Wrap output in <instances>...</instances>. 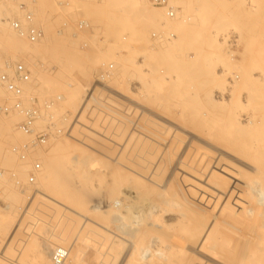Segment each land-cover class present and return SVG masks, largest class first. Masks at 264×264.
<instances>
[{"label": "rangeland", "instance_id": "rangeland-1", "mask_svg": "<svg viewBox=\"0 0 264 264\" xmlns=\"http://www.w3.org/2000/svg\"><path fill=\"white\" fill-rule=\"evenodd\" d=\"M8 1L0 0V7L3 8L6 5L3 9L18 10L16 12L12 10L13 17L20 15L18 6L26 2L24 5L34 13L35 24L43 29L48 38L50 36L48 33L51 34L52 41L47 38V45H51L47 48L45 45L42 54L33 55L34 57L28 59V66L32 70L33 78L38 81V87L32 92L28 91L27 95L37 99V106L42 117L38 127L52 123L55 130H68V135H56L57 137L52 138L45 148L31 154L32 158L28 155L27 166L12 153L13 149H10V146L6 147L9 142L3 140L1 136L0 142L3 141L1 144L4 150L0 149L2 153L0 156L3 159L0 163L2 173L0 174L3 175L0 177V182L4 180L13 182L18 173L16 169L20 171L22 169L27 173H22V176L19 174L17 181L14 180L15 191L19 192L22 198L26 197L22 199L23 207L17 215L8 213L7 200L0 191V199L3 197L2 201L0 200V254L12 263L27 260L22 257L25 254L29 256L27 264H49L51 255L59 248L70 252L66 264H155V262L156 264H191L190 262L232 264V155H240L239 152H242L239 150L237 153L238 147H232V138L237 139V144L241 141L249 145L250 142L247 131L242 130L241 135L239 134L240 130L233 125L232 116L242 113L240 116L245 119L251 108L248 106L251 102L246 96L255 89L253 94L258 95V90H261L260 93L263 91L264 77L260 74L264 73L263 0H208V2L207 0H185L188 5L182 4V2L185 3L184 0H177V2L170 0V4L177 11V20L174 21L179 19L181 21V16L189 21L183 18L184 21L175 22L178 25L174 27V22L170 21V25L167 24V19L156 18V22H150L151 25H155L153 27L156 30L148 23L147 33L143 30L144 23L141 24L127 13H125L127 16L123 15L124 12L110 6L108 0H63L65 4L61 8L58 5L59 0ZM145 1L142 0L144 6L148 5L145 8L149 11L164 12L153 8L148 0ZM254 1L257 6L260 5V8L252 7ZM209 2L210 7L206 4ZM7 3L15 4L10 7ZM38 3H42L40 7ZM17 4L20 5L17 6ZM211 8L212 10H209ZM189 10L192 12H188ZM116 11L120 13L116 14ZM189 13H192L193 17ZM204 14L205 18H203ZM80 20L85 21L87 26L80 33L79 38L74 40L71 35L76 31V22ZM160 23H165V27ZM64 24L68 25V28L65 29L63 36H59L56 32ZM187 27H189L188 31ZM107 32L109 37L106 36ZM158 32H163L165 37L174 34L176 38L159 45L154 44L151 41V34ZM182 32L184 38H182ZM54 36V39L58 36L68 38L75 44V53L84 63L86 74L88 73L87 79L78 76V68H76L78 72L76 73L73 69L72 71H75L73 73L71 69L60 65L58 58H55L56 53L52 52H56L52 47ZM124 37L127 39L125 42ZM101 41L105 42H102L104 46ZM83 43H88L89 49H82ZM20 45L26 51L31 48L25 46V42ZM187 46L189 49H185ZM7 55L0 47V63L10 58ZM110 64L116 66L113 76L104 83H97V74L100 69L107 68ZM253 69L259 72L254 70L255 72L251 73L253 78H250L252 81L259 79L258 82L255 80L257 83L254 81L252 83L251 80L248 82L243 76L244 73L252 72ZM69 73H71L70 76ZM60 75L64 77L60 79ZM70 79L84 83L87 80L88 84H83V88L75 91L76 87H67L69 83H73ZM234 83L240 92L236 91L237 86L234 90ZM1 90L5 92L2 87ZM71 90L77 93L79 90L82 91L79 92L80 97L75 98L76 101ZM250 90L252 91L248 93ZM75 92L74 94L79 96ZM211 92L212 98H209L208 94ZM232 93L235 98L231 100ZM68 94L73 95L74 103L72 99H66ZM9 98L10 96L6 93L4 96L0 94V103L9 102ZM261 101L259 100L258 103ZM51 102L53 106L48 108L46 105ZM66 102H72L69 104L72 107L67 106ZM234 111L236 115L232 113ZM1 120H4V123L7 120L9 124H14L16 122L12 121L17 120L16 125L19 126L24 118L21 114L13 112L10 115L0 114V122H3ZM75 130L78 134L73 136ZM234 133L242 138L235 137L232 135ZM245 134L248 136L247 139H245L246 136L243 137ZM58 139L64 142L65 147H70L74 156L80 154L78 155L80 158L76 156V164L80 162L78 167L74 165L75 157L68 156V149V152L64 153L67 155L65 158L72 156L69 161L73 159V163L69 161L68 163L73 164L74 170H80L78 174L72 170L71 173L75 172V175L79 177L75 176V179L73 177L71 184L70 178L65 179L70 185L68 187L73 188L80 182L83 185L86 183L83 189L89 186L87 190L85 189L86 191H81L82 189L75 191V187L74 191L67 188L71 191V196H76L70 198L67 195L66 197L69 198L67 201H73L72 204H76L75 201H77L79 208L83 209L82 212L75 210L74 204L72 215L68 210L61 211L57 207L59 199L56 196L57 193L55 194L56 191L51 195V192L46 193V190H43L44 187L38 185V171L33 173L35 183H29L34 169L33 164L39 162L37 154L42 152V154H48L54 141ZM65 139L69 142V146L65 144ZM19 140L23 139L20 138L17 141ZM28 141L29 138L26 137L25 143ZM237 144L235 142V146ZM248 145L244 146L248 148ZM241 148L240 146L239 149ZM5 153L8 155L6 157L12 156L11 163L7 161V158L4 159ZM242 153L245 154L244 149ZM66 159L65 164H68ZM3 162H7L9 168L7 163ZM191 162H195L193 166L190 165ZM2 163L7 167H1ZM29 165L31 169L28 170ZM71 173L65 176H71ZM23 182L28 183V188L32 190V193H28L29 198L24 190L26 183L24 186ZM19 186L22 190L18 188ZM40 186L41 190H39ZM33 190L39 191L33 193ZM173 194L180 202H177V197ZM161 195H166V200L176 203H173L178 207L177 211V207L174 208L173 205L176 209L175 216L161 217L157 212L154 213L155 217L158 216L155 218L157 220L149 224L138 220L132 213L131 215L127 213L129 209L132 210V207H138L142 199L161 203L165 199ZM180 212L185 215L182 216ZM193 214L197 216V219L193 218ZM181 216L185 217V221L181 220L185 226L178 222ZM199 217L200 221H198ZM124 220H127L124 222L126 226L122 225ZM186 220L190 224L186 223ZM63 225L66 226L67 231L64 230ZM182 225L185 228L193 225V229L196 225V230L202 228L199 231L202 237L197 234L200 237L197 238L192 228H186L189 232L185 228L181 229L182 227L179 229ZM188 235L192 236V240H189ZM153 237H161L165 244L176 248L175 252L180 254L186 252L187 257L182 254L180 257L184 258L181 260L176 257V255L179 256L176 253L173 258L170 256L164 258L166 263L163 261L162 263L158 262L152 253L151 260L154 262L150 260L151 263H147L140 259L138 250L144 246H151L149 244ZM177 240L182 241L183 245ZM212 246L217 248V251ZM178 248H182L183 251ZM130 249L135 251V254ZM27 250H30L28 254L25 253ZM200 250H202V256H198ZM205 250L209 253L213 251L210 255L205 253ZM31 251H34L32 253L38 251L39 254L36 252L33 257ZM125 255H131L132 258L129 256L127 259ZM134 257H138L139 260Z\"/></svg>", "mask_w": 264, "mask_h": 264}, {"label": "bare ground", "instance_id": "bare-ground-1", "mask_svg": "<svg viewBox=\"0 0 264 264\" xmlns=\"http://www.w3.org/2000/svg\"><path fill=\"white\" fill-rule=\"evenodd\" d=\"M8 1V0H7ZM15 1V0H14ZM18 1V0H17ZM24 1H26V0H24ZM35 1V0H34ZM41 1V0H40ZM109 1V5L110 6H112V7H114L115 9H117V10H120V12L122 11V13L124 12V14L123 15H126L125 13H127V14H129V15H131L132 17H134L135 19H136V21H138V22H140L141 24L142 23H144V27H143V30L144 31H146V30H149L148 28L146 29V25H148V23H149V26L151 25L150 24V22L151 23H154V22H156V18H160V19H162V18H164V19H166V15L165 14H163V13H161V12H157L156 10H155V12H152V11H154V10H148L147 8H145L146 6H148V5H146V6H144V4H143V2H142V0H108ZM170 1V0H169ZM173 1H175V2H177V0H171V2H173ZM185 1V0H184ZM202 1V0H201ZM204 1H206V0H204ZM213 1V0H212ZM9 2V1H8ZM32 2V1H31ZM36 2H39V0H36ZM43 2V1H42ZM45 2H47L46 0H45ZM144 2H146L145 0H144ZM206 2H208V0L206 1ZM263 2H264V0H263ZM17 3V2H16ZM24 3H26V2H24ZM24 3L23 4H21V5H24ZM50 3V2H49ZM48 3V4H49ZM72 5H73V3L72 2H70ZM148 3V2H147ZM213 3V2H212ZM5 4V3H4ZM7 4H9V3H7ZM15 4V3H14ZM14 4H11V5H14ZM38 4H40V3H38ZM42 4V3H41ZM41 4L38 6V7H40L41 6ZM46 4V3H45ZM65 4V3H64ZM182 4H186V1H185V3H183L182 2ZM206 4H208V6L210 7V2L209 3H206ZM258 4H260V3H258ZM263 5H264V3H262ZM10 5V4H9ZM9 5H7V6H9ZM11 5H10V7H11ZM18 5H20V4H17V6ZM47 5V4H46ZM74 5H76V4H74ZM150 5V4H149ZM186 5H188V3L186 4ZM200 5V4H199ZM212 5V4H211ZM32 6V5H31ZM51 6H53V4L51 5ZM119 6H121V7H119ZM260 5H258L257 6V4H256V2L254 1L253 3H252V7H254V8H258ZM262 6V5H261ZM4 7H6V5L5 6H3V8ZM19 7V6H18ZM17 7V8H18ZM34 7V6H33ZM36 7V6H35ZM46 7V6H45ZM44 7V8H45ZM74 7V6H73ZM213 7V6H212ZM2 8V6L0 7V47L2 48V50L5 52V53H7L8 55H7V57H10L9 59H4V61H2L1 63H0V73L1 72H3V71H5L4 70V68H5V66H6V64L8 63V62H20V61H24L26 64H28V59H30L29 57H34L33 55H38V54H42V49H44L43 47H45V45H47V35H46V37H45V39L46 40H44L41 44H39V45H37V46H34V47H31L30 45H28L27 43H26V41H24V40H22V39H20L11 29H10V27H9V24H8V20L9 19H12V18H14L13 16H12V10H14V9H3ZM16 8V9H17ZM61 8V7H60ZM76 8V7H75ZM150 8V7H149ZM193 8V7H192ZM215 8V7H214ZM260 8V7H259ZM58 9V8H57ZM78 9V8H77ZM111 9H113V8H111ZM36 10V9H35ZM209 10H212V8L211 9H209ZM214 10V9H213ZM16 11H18V10H14L13 12H16ZM160 11H162V10H160ZM192 12V10H189L188 12ZM197 11V10H196ZM215 11V10H214ZM53 12V11H52ZM117 12H118V14L120 13L119 11H116V14H117ZM200 11H198V13H199ZM213 12V11H212ZM264 12V11H263ZM35 13H36V11H35ZM96 13V12H95ZM121 13V14H122ZM228 13V12H227ZM16 14V13H15ZM46 14V13H45ZM190 14V13H189ZM188 14V15H189ZM192 14V13H191ZM190 14V15H191ZM197 16H198V14H197V12L195 13ZM200 14V13H199ZM202 14H203V12H202ZM201 14V15H202ZM54 15V14H53ZM184 15H186V14H184ZM188 15H186V16H188ZM189 15V16H190ZM37 16H38V13H37ZM49 16H50V13H49ZM127 16V15H126ZM192 16V15H191ZM217 16V15H216ZM229 16H231V15H229ZM36 17V16H35ZM52 17V16H51ZM130 17V16H129ZM193 17V16H192ZM199 17H200V15H199ZM224 17V16H223ZM223 17H222V19H223ZM49 18V17H48ZM181 18H182V20L180 21V19H179V21H171V22H174L173 24H174V27H176V25H178V23H175V22H182V21H186V20H188L186 17H183V16H181ZM183 18H185L184 20H183ZM198 18V17H197ZM203 18H205V14H204V16H203ZM202 17H201V19H203ZM209 18V17H208ZM233 18H235V19H238V18H236V17H233ZM130 19H131V21H132V18L130 17ZM193 19H195V18H193ZM49 20V19H48ZM174 20H177V19H174ZM206 20V19H205ZM159 21V20H158ZM189 21V20H188ZM191 22H193V20H190ZM133 22V21H132ZM166 22V21H165ZM170 21H167V24L169 23ZM170 22V23H171ZM140 23L138 24V25H140ZM169 23V24H170ZM194 23V22H193ZM193 23H191V24H193ZM158 24V23H157ZM160 24H162V23H160ZM187 24V23H186ZM171 25V24H170ZM187 25H189V24H187ZM153 26H155V25H151V27L153 28V29H155ZM161 26V25H160ZM190 26H193V25H190ZM189 26V27H190ZM171 27H173V26H171ZM189 27H187V31H188V28ZM52 29L54 28V27H51ZM145 28V29H144ZM152 28H150V29H152ZM157 28V27H156ZM168 28V27H167ZM48 30L50 31V29L48 28ZM156 30V29H155ZM180 30H182V29H180ZM186 30V29H185ZM184 30V31H185ZM55 31V30H54ZM187 31H185V32H187ZM148 31H146V33H147ZM57 33V32H56ZM100 33H103V32H101L100 31ZM106 33V32H105ZM104 34V33H103ZM175 34H178V33H175ZM187 34V33H186ZM50 35V36H49ZM106 35V34H105ZM181 35V34H180ZM188 35V34H187ZM48 36H49V38L51 37V34H49L48 33ZM103 36V35H102ZM106 36H108V32H107V35ZM103 37H105V36H103ZM109 37V36H108ZM107 37V38H108ZM181 37V36H180ZM186 37V36H185ZM48 38V39H49ZM55 38V36L53 37V44H52V47H53V49L54 50H56V52L55 51H52V52H54V53H56V57L55 58H58V62L60 63V65L63 67L64 66V68H68V69H71V71L73 70V69H75V71H76V73L79 71V74H78V76H81L83 79L84 78H88V73L86 74V71H85V66H84V63L78 58L79 56H78V54H76L75 53V49H74V43L71 41V40H69L68 38H59V36H58V38L56 37V39H54ZM124 38H126V37H124ZM123 38V39H124ZM182 38H184V34H183V32H182ZM52 38H50V40H51ZM225 39V38H224ZM227 39V38H226ZM127 40V39H126ZM178 40V39H177ZM188 40V39H187ZM49 41V40H48ZM52 41V40H51ZM71 41V42H70ZM182 41V40H181ZM224 41V40H223ZM24 42L26 43V45L25 46H30L31 48L30 49H28L27 51L24 49V48H22L21 47V45L20 44H24ZM107 42V41H106ZM188 42V41H187ZM225 42V41H224ZM49 43V42H48ZM102 43V42H101ZM103 43H105V42H103ZM102 43V44H103ZM181 43H183V41L181 42ZM188 43H190V42H188ZM223 43V42H222ZM48 45H51V44H48ZM48 45L46 46V48L48 47ZM189 45V44H188ZM103 46H104V44H103ZM49 48H51V47H49ZM221 48H223V47H221ZM185 49H189L188 48V46L185 48ZM222 50V49H221ZM220 50V51H221ZM246 50V49H245ZM49 51V50H48ZM247 51V50H246ZM81 53V52H80ZM24 57V58H23ZM26 57V58H25ZM37 60V59H36ZM35 61V60H34ZM36 62V61H35ZM38 63V62H37ZM61 67V68H62ZM40 68V67H39ZM59 68V67H58ZM63 68V69H64ZM76 68H78L79 70L77 71L76 70ZM60 69V68H59ZM255 69H253L252 70V72H247V73H244L243 74V76H244V79L245 80H247L248 82H250V80H251V82L252 83H254V82H256L255 80H257V78L256 79H253V81H252V79L250 78V77H252L253 78V76H252V74L251 73H253V72H255V71H257V70H255ZM258 70H260V69H258ZM66 71H68V70H66ZM75 71H72L73 73L75 72ZM42 72V71H41ZM257 72H259V71H257ZM260 72H263L262 70H260ZM36 73H38V72H36ZM63 74H65V75H67L66 74V72L64 73L63 72ZM70 74L71 73H69V76H70ZM260 74H262L263 75V77H264V73H260ZM259 75V74H258ZM261 75V76H262ZM260 76V75H259ZM260 76V77H261ZM60 77V79H62V77H64L63 75H60L59 76ZM41 78V77H40ZM71 78H73V77H71ZM85 79V80H86ZM44 80V79H43ZM259 80V79H258ZM258 80H257V82H258ZM51 81V80H50ZM70 81L72 82L73 81V83H69L68 84V86L67 87H69V88H75V91H77V89H81V87L83 88V84H85V83H87L88 84V81L86 82L85 81V83L83 82V81H80V80H78V81H75V80H72V79H70ZM241 81V80H240ZM260 81V80H259ZM233 82H234V79H233ZM256 82V83H257ZM50 83H53V82H50ZM241 83V82H240ZM239 84V83H238ZM240 85V84H239ZM65 86V85H64ZM87 86V85H86ZM233 86V85H232ZM236 83H234V90H236L235 88H236ZM68 88V89H69ZM3 89V88H2ZM29 89V90H28ZM4 90V89H3ZM233 90V91H234ZM256 90V89H255ZM254 90V91H255ZM258 90V89H257ZM27 93H28V91L29 92H32V91H34V89H32L31 87H29V86H27L26 87V90H25ZM71 91H73L72 93H73V95H75V97H74V101H76L75 100V98H77V97H80V93L79 92H82L81 90H79V92L77 93V92H75L74 90H71ZM70 91V92H71ZM218 91V90H217ZM221 91V90H220ZM236 91H239L240 92V90H239V88H238V86H237V90ZM252 90H250V91H248V93H250ZM253 91V92H254ZM259 91V92H258ZM257 92H258V95L259 94H261L260 96H261V98H260V96H258L256 93H254L253 94V92H251L248 96H246L248 99H249V101L252 103H249L248 104V106H250L249 108H250V111H249V113L247 114V116H246V118L244 119H242L241 118V116H240V114H242V113H238L239 115H236L237 113H235V111H236V109H235V111L234 112H232V113H235L234 115H236V116H232V122H233V125L236 127V129L237 130H240V133H239V131H238V133L241 135V133H242V130H244V131H247V134H249L250 135V137L248 138V136H247V134H245V135H243V137H245V139H249L250 140V142H249V145L248 144H245V143H242L239 139V141L240 142H238V143H240V144H237V139L236 138H232V147H238V151H237V153L239 152V150L240 151H242L243 152V149H244V151H245V154L244 153H240L239 152V154L240 155H232V264H264V87H263V91H262V93H260L261 92V90H258ZM53 93H54V91H52ZM59 92V91H58ZM66 92V91H65ZM74 92L75 93H77V94H79V96L77 95L76 96V94H74ZM231 92H232V89H231ZM246 92V91H245ZM5 93L6 92H4V91H2L1 90V87H0V94H2L3 96L5 95ZM69 93V92H68ZM71 93V94H72ZM219 93V92H218ZM225 93V92H224ZM235 93V92H234ZM7 94V93H6ZM55 94H57V93H55ZM64 94V93H63ZM242 94V93H241ZM246 94H247V92H246ZM8 95V94H7ZM72 95V96H73ZM209 96V98L211 97L212 98V92H211V94H208ZM72 96H69V94H68V97L66 98V99H72ZM82 96V95H81ZM85 97H86V95H84ZM88 96V98H89V95H87ZM205 96H207V95H205ZM66 97V96H65ZM84 97V98H85ZM228 97V96H227ZM87 98V97H86ZM226 98V97H225ZM233 98H235V95L232 93V98H230L231 100L233 99ZM260 98V99H259ZM59 99H61V98H59ZM64 99V97L62 96V100ZM78 99V98H77ZM238 99H240L239 97H238ZM238 99H237V101H238ZM244 99H245V97H244ZM247 99V100H248ZM209 100V99H208ZM229 100V99H228ZM259 100H262L260 103H258L259 102ZM61 101V100H60ZM71 101H73V99L71 100ZM74 101H73V103H74ZM213 101H214V99H213ZM225 101V100H224ZM62 102V101H61ZM210 102H212V100L210 101ZM226 102V101H225ZM230 102V101H229ZM239 102H240V100H239ZM238 102V103H239ZM70 103H72V102H69V103H67L66 102V104H67V106L70 104ZM219 103V102H218ZM221 103V102H220ZM224 103V102H223ZM237 103V102H236ZM65 104V105H66ZM211 104V103H210ZM216 104V103H215ZM242 104V103H241ZM251 104V105H250ZM70 107H72V105H69ZM85 106H88V105H85ZM89 107V106H88ZM86 108L87 110H89V108ZM243 107V106H242ZM91 108V107H90ZM247 110H249L247 107H245ZM244 108V109H245ZM240 109H241V107H240ZM243 109V110H244ZM91 111H92V109H90ZM238 110V109H237ZM75 111V110H74ZM74 111H72L73 113H74ZM243 112H245V111H243ZM77 114V113H76ZM83 115H84V113H82ZM75 115V114H74ZM86 115V114H85ZM84 115V116H85ZM15 116V115H14ZM17 116V115H16ZM17 117H19V116H17ZM12 119V118H11ZM15 119H16V117H15ZM14 119V120H15ZM42 119V118H41ZM78 119V118H77ZM80 120V119H79ZM1 121H3V122H0V139L2 140V138H3V140H8V142L7 141H5L6 143H8L7 144V146L6 147H8V146H10L11 148L10 149H13L14 147H17L20 143L21 144H23V143H25V138H26V136L19 130V128H18V126L16 125V123L18 122L17 120L16 121H12L13 123L14 122H16V123H14V124H9L8 122H7V120H5L6 122L4 123V120H1ZM65 123H67L66 121H64ZM76 123H77V121H76ZM71 124V123H70ZM75 124V123H74ZM82 124H84V123H82ZM76 125V124H75ZM77 126V125H76ZM74 127V126H73ZM166 128V127H165ZM72 130H74V128L72 129ZM76 131V130H75ZM72 133V132H71ZM74 133V134H73ZM72 134H73V136L75 135V134H78L77 133V131L76 132H73ZM237 133V132H236ZM71 134V135H72ZM238 134V135H239ZM232 135H235V133L234 134H232ZM238 135H235V137H238ZM1 136H2V138H1ZM57 137V136H56ZM23 139V140H19V141H17L18 139ZM238 138H242V136L241 137H238ZM17 139V140H16ZM236 140L235 142H236V144L238 145H236L235 146V142L233 141V140ZM62 140V139H61ZM67 139H65V144H68V146H69V142H67L66 141ZM243 140V139H242ZM63 141H64V139H63ZM244 141V140H243ZM3 142V141H2ZM2 142H0V149L2 148ZM23 142V143H22ZM51 142V141H50ZM53 142V141H52ZM245 142V141H244ZM64 142H61L59 139L58 140H56V142L54 141V144L51 146L52 147V149H50V151H49V153L48 154H42V153H36L37 154V157H38V160H39V162H38V164H39V166H40V169L38 170V178H39V183H38V185H41V186H43L42 188H43V190H46V193H50L51 195H52V193L53 192H55V194H56V196H57V198L59 199V201H57V207L61 210V211H66V210H68L69 212H71V215H72V210H73V208H74V204H72L73 203V201L71 202V201H67V199L69 200V198H67L66 196L67 195H69L68 197H70V198H74V197H76V196H71V191H69L68 189H71L72 191H74V189H75V191H76V189L77 190H79L80 191V189H82L81 191H83V190H87V188L89 187L88 185V187L86 188V187H84L85 189H83V186H86L85 184L86 183H84V185L82 184V182H80L79 183V185L77 184L76 186H73V188H69L68 186H70V185H68L67 183H68V180L66 181L65 179L66 178H70V184H71V179H73V177H74V179H75V176H76V178H78L79 176H77V175H75L76 173L78 174L79 172L78 171H80L79 169L77 170V169H75L74 170V168H73V164L72 165H70L69 163H68V161H69V159L73 156V158H74V160L72 159L71 161H69L70 163H73L72 161H74V165L76 164V159H77V157H79L80 156V154H75L76 156H74L73 155V152L71 153V149H70V147H65V145L63 144ZM242 144H244L245 146L246 145H248V148L247 147H245L244 145L242 146ZM5 145V144H4ZM19 146H21V145H19ZM240 146L243 148H241V149H239L240 148ZM72 148H73V146H71ZM9 148V147H8ZM66 148V149H65ZM248 150H247V149ZM3 149V148H2ZM1 149V150H2ZM67 149H68V151H69V153H68V156L69 155H72V156H70V158L69 157H66L65 158V156H67L66 154H64L65 153V151L66 152H68L67 151ZM4 150V149H3ZM9 149H7V151H8ZM71 150V151H70ZM247 150V151H246ZM40 151V150H39ZM39 151H37V152H39ZM73 151L75 152V153H77L74 149H73ZM10 151H8V153H9ZM4 153V152H3ZM7 153V152H6ZM5 153V154H6ZM0 154L2 155V153L0 152ZM4 154V155H5ZM3 155V156H4ZM79 155V156H78ZM2 156V157H3ZM6 156H8L7 154L4 156V159H8L7 161H10V157H12V156H9V157H6ZM35 156V155H34ZM33 156L31 155V158H32ZM36 157V156H35ZM34 157V158H35ZM36 157V158H37ZM80 158V157H79ZM78 158V159H79ZM65 159H66V161H67V163L68 164H65ZM82 159V158H81ZM80 159V160H81ZM1 160L3 161V159H1V156H0V163H1ZM12 160V159H11ZM194 160V159H193ZM6 161V160H5ZM35 161V160H34ZM34 161H32V162H34ZM37 161V160H36ZM79 161V160H78ZM196 161V160H195ZM30 162V161H29ZM201 162V161H200ZM4 164H6L7 162H3ZM2 163V164H3ZM10 163H11V161H10ZM31 163V162H30ZM78 163V162H77ZM193 163H195V162H191L190 163V165L192 164V166H193ZM202 163V162H201ZM1 164V167L2 166H4V167H7L8 166V163H7V166L6 165H2ZM34 164H35V162H34ZM34 164H33V166H34ZM79 165H80V162L78 163ZM78 164H76L78 167H79V165ZM27 166V165H26ZM30 166V167H29ZM28 167H27V169L29 170V169H31V165H29ZM72 166V167H71ZM3 167V168H4ZM2 168V169H3ZM8 168H9V166H8ZM34 168V167H33ZM15 170V169H14ZM13 170V171H14ZM27 170V171H28ZM72 170L73 171H75V172H73V173H71L72 172ZM23 171V172H22ZM16 172H18L16 175H15V179L14 180H16V179H18V176H22V173H27L26 171L24 172V170H22L21 169V171H20V169H16ZM40 173V174H39ZM65 173V174H64ZM69 173H71V176H68V177H66L65 175H68ZM20 174V175H19ZM65 177H64V176ZM70 175V174H69ZM0 177H3V175H1L0 174ZM37 178V179H38ZM2 179V178H1ZM14 180H13V182L11 181V182H8L7 180L5 181H3L2 183L0 182V191H1V193H2V196L4 197V199L5 200H7V202H6V204H7V206H6V209L9 211L8 213L10 214V215H17L19 212H21L20 211V209L23 207V203H24V199L26 198H22L23 196L19 193V192H17V191H15V182H14ZM1 181V180H0ZM17 181V180H16ZM208 181V180H207ZM24 183V182H23ZM26 183V182H25ZM25 183H24V186H25ZM76 183V182H75ZM78 183V182H77ZM28 183H26V187H24V190L26 191V194H28V193H32V190H30L28 187V185H27ZM212 184V183H211ZM215 184V183H214ZM213 184V185H214ZM93 185V184H92ZM212 185V186H213ZM21 186V185H20ZM20 186L18 187L20 190H22L21 188H22V186H21V188H20ZM41 186L39 187L40 189L39 190H41ZM91 187V186H90ZM38 188V187H37ZM46 188V189H45ZM68 188V189H67ZM39 190H36V191H34L33 190V193L35 192V193H38V191ZM85 190V191H86ZM79 191H78V193H79ZM22 192V191H21ZM76 193V192H75ZM75 193H73V194H75ZM22 194H24V193H22ZM54 194V195H55ZM165 194V193H164ZM31 195V194H30ZM78 195V194H77ZM166 195H167V193H166ZM165 195V196H166ZM174 196H176L175 194H173ZM27 196V198H29L28 196H29V194L28 195H26ZM65 196V197H64ZM162 196V195H161ZM161 196H159V197H161ZM164 196V195H163ZM162 196V197H163ZM164 196V197H165ZM2 197V198H3ZM64 197V198H63ZM158 197V196H157ZM156 197V198H157ZM161 197V198H162ZM177 197V196H176ZM1 198V199H2ZM37 197H35V199H36ZM66 198V199H65ZM173 198V197H172ZM0 199V200H1ZM23 199V200H22ZM148 199V198H147ZM162 199H164V198H162ZM174 199V198H173ZM176 199V198H175ZM4 200V201H5ZM28 200V199H27ZM74 200V199H73ZM159 200V199H158ZM177 200H178V197H177ZM2 201V200H1ZM75 201V200H74ZM143 203L144 202H146V203H144V204H140V203H142V202H140L139 203V205H138V207H135V208H133L132 207V210L130 211V209H129V212L127 211V213L129 214V215H131V213L135 216V218H137L138 220H141V221H143V222H146V223H154V221H156L157 219H155L156 217H158L159 215L161 216V217H169L170 215H174L175 213H174V210H176V209H174V208H176L177 206H175V202H171L170 200L168 201V200H166V197H165V199L164 200H162L161 201V203H159V202H154V203H152V202H150V201H144V199H142L141 200ZM151 201H154V200H151ZM69 202V203H68ZM76 202V208H74L75 210L77 209V210H81V208H79V203L77 202V201H75ZM177 202H180V200H178ZM227 202H229V201H227ZM226 202V203H227ZM173 203H175V204H173ZM173 205H174V208H173ZM179 206H180V204H178ZM225 205H227V204H225ZM72 206H73V208H72ZM134 206V205H133ZM183 206V205H182ZM227 207H230V206H227ZM30 208V207H29ZM131 208V207H130ZM182 208V207H181ZM218 208H219V206H218ZM215 210H216V208H214ZM213 209V210H214ZM230 209H228V211H229ZM83 211V209L81 210V211H79V212H82ZM177 211H178V207H177ZM179 211H181L180 210V208H179ZM158 212V213H157ZM215 212V211H214ZM213 212V213H214ZM29 213V212H28ZM43 213V212H42ZM154 213L156 214H158V216H156L155 217V215H154ZM181 213V215H182V212H180ZM176 214H179L178 212H176ZM192 214V213H191ZM132 215V216H133ZM183 215H185V214H183ZM182 215V216H183ZM27 216V215H26ZM175 216V215H174ZM179 216V215H178ZM181 216V218H180V220L178 219V222H180V223H182L181 222V220H183V221H185V217H182ZM193 216H194V214H193ZM180 217V216H179ZM191 217V216H190ZM197 216H194L193 218H196ZM184 218V219H183ZM31 219V218H30ZM197 219V218H196ZM159 220V219H158ZM160 220H162V221H165V219L163 220V219H161L160 218ZM201 219H200V217H199V219H198V221H200ZM127 220H124L123 221V224L122 225H125L126 223H124V222H126ZM206 221V220H205ZM160 222V221H159ZM71 223V222H70ZM161 223V222H160ZM159 223V224H160ZM179 223V225H181ZM185 223V222H184ZM186 223H188V224H190L189 223V221L187 222V220H186ZM206 223H208V222H206ZM209 223H210V221H209ZM183 224V223H182ZM67 225V224H66ZM164 225V224H163ZM184 226H185V224H183ZM179 226V229H180V227H182L181 229H183V228H185L184 226ZM64 226V225H63ZM126 226V225H125ZM165 226H167V225H165ZM187 226V225H186ZM189 226V225H188ZM187 226V227H188ZM195 227H194V229H193V225L191 226L190 225V228L189 229H191L192 228V230H193V233L195 234V232H196V235L197 234H199L200 235V237H202V234L201 233H199V231L202 229H200V230H196V225H194ZM65 227L66 226H64V230H66L65 229ZM186 227V228H187ZM215 227V226H214ZM21 228V227H20ZM60 228V227H59ZM123 228H125V227H123ZM185 228V229H186ZM189 229L187 230L186 229V231H188L189 232ZM213 229H215V228H213ZM17 230H19V228L17 229ZM16 230V231H17ZM22 230V229H21ZM195 230V231H194ZM67 231V230H66ZM18 232V231H17ZM157 232V231H156ZM187 232V233H188ZM61 233V232H60ZM192 233V232H191ZM210 233H212V232H210ZM194 234H193V237H194ZM192 235V234H191ZM195 235V237H197V238H200L199 237V235H197L196 236ZM211 235V234H210ZM64 236V235H63ZM185 235H183V237H184ZM189 237H190V235H188ZM209 236V235H208ZM212 236V235H211ZM186 237V236H185ZM192 237V236H191ZM191 237H190V239L189 240H192L191 239ZM161 238V237H160ZM160 238H156V237H153L151 240H150V244L149 245H151V246H149V247H146V246H144V247H142V248H140L139 247V245H138V247L140 248L138 251H139V253H140V255H138L137 253V255L138 256H140L141 258L140 259H143V260H145V261H147V263H151V261L152 262H154V260H151V259H153V258H151V256H152V253H154V256L156 257V260L158 261V262H165L166 263V258L168 257V256H170L171 258H173V256H174V254H176V253H178L177 251L175 252V250H176V248L175 247H173V245H167V244H165L164 242H163V240L162 239H160ZM210 238V237H209ZM64 239V238H63ZM70 239V238H69ZM145 239V238H144ZM186 239H187V237H186ZM206 239V238H205ZM188 240V239H187ZM194 240V239H193ZM214 240H216V238L214 239ZM141 241V240H140ZM139 241V242H140ZM178 241H180V240H177V242ZM184 241H186L185 240V238H184ZM196 241V240H195ZM203 241H205V240H203ZM203 241H201V243L203 244ZM182 241H180V243H181ZM115 243V242H114ZM141 243V242H140ZM152 243V244H151ZM179 243V242H178ZM201 243H199L200 245H201ZM118 244V243H117ZM116 244V245H117ZM182 244V243H181ZM198 244V243H197ZM210 244V243H209ZM142 245V244H141ZM183 245V244H182ZM188 245V244H187ZM194 245V244H193ZM33 246V245H32ZM35 246V245H34ZM36 246H38V245H36ZM119 246V245H118ZM195 246V245H194ZM211 245H209V247H210ZM113 247H115V246H113ZM209 247H208V249H209ZM214 246H212V248H213ZM217 247V246H216ZM38 249V248H37ZM36 249V250H37ZM179 250H182V248H178ZM177 249V250H178ZM214 249L217 251V248H215L214 247ZM213 249V250H214ZM221 250H222V248H220ZM32 250V249H31ZM33 250H35V249H33ZM116 250H118L119 251V249H116ZM136 250V251H137ZM207 250V249H206ZM205 250V253H207V254H212V251L213 250H211L210 251V253L208 252V251H206ZM224 250V249H223ZM28 251H30V250H27L25 253L26 254H28ZM121 251V250H120ZM130 251L133 253V254H135V251L133 252V250H131L130 249ZM137 251V252H138ZM183 251V250H182ZM32 252H34V251H31L30 253H31V255L33 256L36 252L38 253V251H35V253H32ZM124 252H125V250H124ZM201 252H202V250H200L199 252H198V256H202V254H201ZM30 253H29V255H30ZM126 253V252H125ZM182 253V252H181ZM186 253V252H185ZM184 252L182 253L183 254V256L184 257H187L186 256V254H185ZM39 254V253H38ZM122 255H123V253H121ZM179 254V256H177L176 255V257H179V258H181V260L184 258H182V257H180V255L182 256V254H180V253H178ZM210 254V255H211ZM224 254V253H223ZM132 255V254H131ZM131 255H125V256H127V259H128V257L130 256V258H132L131 257ZM136 256V255H135ZM197 256V257H198ZM22 257H23V259L25 258V259H29V256H27V255H25V254H23L22 255ZM34 257V256H33ZM36 257V256H35ZM175 257V256H174ZM123 258H124V256H123ZM134 258H136V259H138V257H134ZM165 258V259H164ZM178 258V259H179ZM186 259V258H185ZM198 259V258H197ZM27 260H22V262H10L11 260H8L6 257H4V255H2V254H0V264H27L29 261H27ZM139 260V259H138ZM142 260V261H143ZM148 260H149V262H148ZM151 260V261H150ZM165 260V261H164ZM180 260V261H181ZM189 260V259H188ZM129 261V260H128ZM168 261V260H167ZM144 262V261H143ZM162 262V263H163ZM223 262V261H222ZM191 264H193L192 262H190ZM151 264H154V263H151ZM155 264H156V262H155ZM167 264V263H166ZM211 264H217L216 262H211Z\"/></svg>", "mask_w": 264, "mask_h": 264}, {"label": "built area", "instance_id": "built-area-1", "mask_svg": "<svg viewBox=\"0 0 264 264\" xmlns=\"http://www.w3.org/2000/svg\"><path fill=\"white\" fill-rule=\"evenodd\" d=\"M149 4L156 9L164 11L167 21H174L176 19V8L172 6L169 0H148ZM60 7L64 6L63 0L58 1ZM20 15L15 16L8 20L10 29L22 40L26 41L31 47L41 44L45 40V32L42 28L35 24L34 13L29 10L26 5L19 6ZM165 27V23H162ZM87 23L83 20L77 21L75 24L76 31L71 37L76 40L79 38L80 33L86 28ZM68 25L64 24L58 31L59 36L64 35L65 29ZM174 34L165 37L163 32L152 33L151 41L154 44H162L167 41L175 39ZM126 41V38L123 39ZM103 42V41H101ZM82 49H89L88 43L82 44ZM116 66L110 64L107 68L100 69L97 74L96 82L101 84L106 80H109L114 72ZM5 71L0 73V87L10 96L9 102L0 103V114L10 115L13 112L21 114L24 120L19 124V130L29 138V141L24 145L14 147L12 153L15 154L18 159L28 165V155L35 153L37 150L45 148L49 141L56 137V135H68V130H55V126L52 123L44 127H38V122L41 120L40 109L37 106V99L33 96H28L26 87L29 86L32 89L38 87L37 79L33 78L32 70L28 64L24 61L20 62H8L4 68ZM48 108L53 106V103L46 105ZM26 162V163H25ZM40 166L38 162L34 164L32 175H30L29 183H35L34 172L38 171ZM1 173V172H0ZM2 174V173H1ZM69 250L59 248L51 255L49 264H66L69 258Z\"/></svg>", "mask_w": 264, "mask_h": 264}]
</instances>
